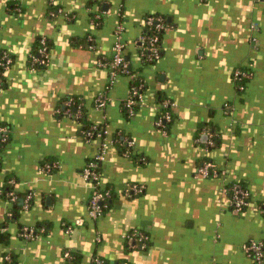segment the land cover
<instances>
[{"label": "crops", "instance_id": "crops-1", "mask_svg": "<svg viewBox=\"0 0 264 264\" xmlns=\"http://www.w3.org/2000/svg\"><path fill=\"white\" fill-rule=\"evenodd\" d=\"M148 16L166 19L152 63L140 55ZM119 27L132 73L110 84ZM43 38L49 62L33 68ZM3 52L13 64L0 89V264H258L242 247L264 245V0H0ZM242 69L250 77L238 91ZM135 77L144 99L130 116ZM163 108L166 134L155 125ZM87 126L102 137L87 141ZM102 149L101 186L112 197L91 219L94 189L82 172ZM205 162L225 175L199 176ZM233 183L251 195L242 212L230 206ZM133 186L143 193L129 196ZM8 191L20 205L31 194L30 207L14 209ZM134 233L145 248L127 241Z\"/></svg>", "mask_w": 264, "mask_h": 264}, {"label": "built area", "instance_id": "built-area-1", "mask_svg": "<svg viewBox=\"0 0 264 264\" xmlns=\"http://www.w3.org/2000/svg\"><path fill=\"white\" fill-rule=\"evenodd\" d=\"M147 31L154 30V33H160L165 31L166 26L163 23L161 18L149 17L146 20ZM122 31L123 29L119 27L116 32V40L113 46V56L110 63L111 68V80L110 84L115 82V79L118 76H129L132 72V67L128 60L125 57V43L122 39ZM159 36L157 34L145 35L141 38V45L144 52L147 53V61H153L159 58L160 49H159ZM40 49L38 51L37 57L32 58V66L33 68H41L47 65L49 62V49L48 44L45 38L40 41ZM13 64V59L7 52H3L0 56V89L3 86V81L6 72L11 68ZM250 77V74L244 72L242 70L236 71L234 73L233 79L237 84V89L239 91H243L245 86L243 82ZM108 89V88H107ZM144 99L143 93V84L140 81L138 85L134 86L130 90V95L124 102V107L130 116H134L136 113V109L141 105ZM107 95L106 92L100 94L96 100V107L99 110L105 109L107 106ZM165 107L171 106L170 103H165ZM80 116V114H78ZM172 122V116L170 113L166 112L165 114H161V116L157 119L155 125L161 130L163 133H167V125ZM207 137V147L210 148L214 146L215 143V135L210 131L206 130L205 133ZM87 141H91L96 137H102L100 133L95 135V130L91 132H87L85 135ZM0 137H7V129L5 127L0 126ZM6 141V138H4ZM129 146H133L132 142H129ZM105 160V151L102 149L97 156L91 160L87 166L84 168L82 175L83 178L92 184L94 193L89 201V217L91 219H97L101 215H103L104 208L107 207L106 203L111 199L112 194L110 191L105 190L101 186L100 181V172L99 167L100 163ZM51 169L50 166H44L42 171H49ZM198 175L204 178L208 177H220L225 175V172L217 170L216 166L212 162H205L198 170ZM227 193L230 195V206L236 212H242L250 203L251 195L246 186L241 183H233L228 189ZM126 193L129 196L140 195L143 193V188L138 186L129 187L126 190ZM9 197L11 200L16 201L17 197L13 192L9 193ZM32 200V195L28 194L24 208L28 209ZM68 232H71V229H67ZM23 237L26 239L35 238L36 233L33 229H29L27 227L22 229ZM127 241L129 243L139 244L142 248H145L148 242V238L141 233H134L127 236ZM243 251L253 258L258 264H262L264 262V245L260 242L251 241L245 243L243 245ZM71 254L69 252L65 253V258H70ZM7 260H10V257H6ZM93 264H105V261L99 257H95L93 259Z\"/></svg>", "mask_w": 264, "mask_h": 264}, {"label": "trees", "instance_id": "trees-1", "mask_svg": "<svg viewBox=\"0 0 264 264\" xmlns=\"http://www.w3.org/2000/svg\"><path fill=\"white\" fill-rule=\"evenodd\" d=\"M149 17H154V18H161L162 19V21H163V23L165 24V26H166V19L165 18H163V17H160V16H148L147 17V19L149 18ZM146 19V20H147ZM146 33L149 35H153V34H157L158 36H159V49H160V51H161V37H162V34L164 33V31L163 32H160V33H154V30H151V31H147L146 30ZM40 44V43H39ZM40 45H39V48L37 49V54L36 55H34L33 57H37V55H38V51H39V49H40ZM48 49H49V46H48ZM2 54V53H1ZM1 54H0V56H1ZM140 55H141V57H142V59L144 60V63H152L153 61H147L146 60V58H147V53L146 52H144L143 51V49L141 48L140 49ZM160 56V55H159ZM156 60V59H155ZM242 71H244V72H248V70H245V69H242ZM132 73V72H131ZM140 81H142L139 77H135L134 79H132V81H131V88L132 87H134V86H136V85H138L139 84V82ZM4 82V81H3ZM243 84L245 85V81L243 82ZM3 87V86H2ZM239 91V90H238ZM73 107H74V109H75V112H74V115L77 117V118H79V120L80 121H82V123L83 124H85L86 123V115H85V113H84V111L82 110V108L79 106V103L77 102V101H74L73 100ZM125 108V107H124ZM126 110V109H125ZM167 111V109H165V108H163L162 109V112H163V114H165V112ZM78 114H80V116H78ZM210 128L209 127H207V129H205V130H209ZM93 130H95V135H97L98 133H100L101 135H103V131L102 130H100L99 128H97V127H85V129H84V135L87 133V132H91V131H93ZM4 138H6V141L8 140L7 139V137H0V149L7 143L6 141H4ZM94 138H96V136H94ZM215 143H214V146H212V147H210V148H213V147H215L216 145H217V139H216V137H215ZM242 185H244V184H242ZM245 186V185H244ZM10 193V191H8L7 192V195ZM16 196H18L17 194H16ZM109 203H110V200L106 203V205H107V207H109ZM21 206L22 207H24V203H23V205H20V201H19V199H17L16 201H15V208L14 209H19V208H21ZM30 207V206H29ZM107 207L106 208H104V211H103V213L105 212V210L107 209ZM72 258V255H71V257L70 258H68V259H71ZM105 264H109V263H107L106 261H105ZM118 264H124V263H118Z\"/></svg>", "mask_w": 264, "mask_h": 264}, {"label": "water", "instance_id": "water-1", "mask_svg": "<svg viewBox=\"0 0 264 264\" xmlns=\"http://www.w3.org/2000/svg\"><path fill=\"white\" fill-rule=\"evenodd\" d=\"M205 138V137H204ZM204 141H206V138L205 139H203Z\"/></svg>", "mask_w": 264, "mask_h": 264}]
</instances>
